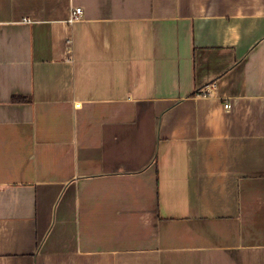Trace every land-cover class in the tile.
<instances>
[{
  "label": "crops",
  "instance_id": "1",
  "mask_svg": "<svg viewBox=\"0 0 264 264\" xmlns=\"http://www.w3.org/2000/svg\"><path fill=\"white\" fill-rule=\"evenodd\" d=\"M0 264H264V0H0Z\"/></svg>",
  "mask_w": 264,
  "mask_h": 264
},
{
  "label": "built area",
  "instance_id": "2",
  "mask_svg": "<svg viewBox=\"0 0 264 264\" xmlns=\"http://www.w3.org/2000/svg\"><path fill=\"white\" fill-rule=\"evenodd\" d=\"M83 14H84V10L82 7H78V8H73L71 15H70V20L69 22L71 24H76L78 23V21H81L83 19ZM30 21V20H29ZM27 21V22H29ZM225 110L230 108V103H226V105L224 106Z\"/></svg>",
  "mask_w": 264,
  "mask_h": 264
}]
</instances>
